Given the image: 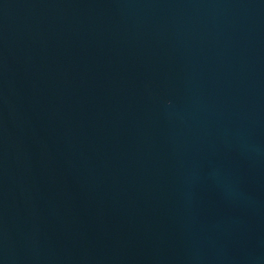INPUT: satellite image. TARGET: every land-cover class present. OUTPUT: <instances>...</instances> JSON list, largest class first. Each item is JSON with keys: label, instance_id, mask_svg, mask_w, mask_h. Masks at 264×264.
Masks as SVG:
<instances>
[{"label": "water", "instance_id": "water-1", "mask_svg": "<svg viewBox=\"0 0 264 264\" xmlns=\"http://www.w3.org/2000/svg\"><path fill=\"white\" fill-rule=\"evenodd\" d=\"M0 264H264V0H0Z\"/></svg>", "mask_w": 264, "mask_h": 264}]
</instances>
